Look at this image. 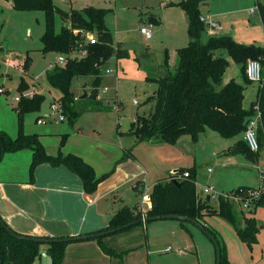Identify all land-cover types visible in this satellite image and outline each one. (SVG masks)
<instances>
[{
  "label": "trees",
  "instance_id": "16d2710c",
  "mask_svg": "<svg viewBox=\"0 0 264 264\" xmlns=\"http://www.w3.org/2000/svg\"><path fill=\"white\" fill-rule=\"evenodd\" d=\"M9 1L18 10L45 12V31L41 37L42 50L53 51L67 57L64 63L57 64L47 71V81L51 87L61 93L59 100L64 113L73 124L83 112V109L78 108V98L72 90L73 79L91 76L92 92L97 95L102 79V66L113 54L119 58L128 55L129 51L121 48L120 45L114 46L113 33L105 21L106 8L88 6L64 10L54 0ZM202 1L205 0L178 2L187 16L189 43L177 49L178 65L175 71L169 70L164 77L154 79L158 86L156 93L151 96L154 101L153 106L147 115L137 118V122L132 123L129 132L139 140L160 138L164 142L173 144L182 135L189 134L195 140L200 133L212 130L224 138L238 137L227 148V153L240 154L248 160L258 162L264 150V46L237 42L227 34L211 35L204 41L202 36L206 25L201 19ZM258 12L264 27V4L258 3ZM56 15L62 18L60 31H56L54 26ZM89 32L92 34L96 32V42H90ZM83 48L88 51L86 55L72 56L73 52ZM225 54L240 64L242 77L247 84L252 82L246 73L248 59H258L261 62L262 79L258 82L257 97L249 108L243 104L244 84L234 79L222 84L229 65ZM29 64L30 56L27 55L22 64L24 73ZM24 73L18 85L20 91L31 87ZM217 86L221 88L218 89ZM44 99L45 94L38 92L33 97H22L18 101L16 108L18 133L16 137H11L4 130H0V160L7 152L30 148L33 152L29 168L31 179L35 169L42 163L54 166L65 165L81 178L85 191L93 193L107 174L98 177L94 168L75 153H63L61 150L56 155L48 153L37 133L29 134L24 131L25 115L39 111ZM256 105L258 109L255 108ZM257 112L260 113L258 122L260 149L253 151L243 135L248 120ZM65 141L63 139L62 145ZM188 170V177L181 176L186 171L185 167H181L177 174H171L154 184L150 193L151 207L147 211V216L160 214L190 216L200 221L216 236L215 230L210 229L204 221L206 216L218 215L231 222L237 228L239 238L250 247L257 242L259 226L255 217L243 214L242 221L238 205L229 198L221 197L217 200V205L211 200L202 198L196 184V168L190 167ZM239 188L253 187L240 186L231 191ZM260 205L264 206V194L257 199L249 212L252 213ZM141 218L140 209L124 206L113 215L107 228L119 227L129 222H134L132 224L134 225L141 222ZM16 233L18 232L0 215V264H34L42 257L43 244L47 245V253L53 257L54 264H62L67 242L44 243L33 239H20ZM96 239L106 252L116 253L114 249L105 245L102 236ZM221 251V264H230L224 256L222 247Z\"/></svg>",
  "mask_w": 264,
  "mask_h": 264
},
{
  "label": "rangeland",
  "instance_id": "374dc122",
  "mask_svg": "<svg viewBox=\"0 0 264 264\" xmlns=\"http://www.w3.org/2000/svg\"><path fill=\"white\" fill-rule=\"evenodd\" d=\"M71 1L75 9L84 6L106 8L105 21L113 33L114 46L117 47L118 42L121 41L122 46L129 49V54L119 58L113 54L102 66V79L97 91L98 97L95 99L82 98L84 90H87L89 95L91 94L92 77H75L72 81V90L78 98V108L83 109V112L73 124L67 117L60 120L58 119L59 113L52 112L51 104L60 99L61 93L48 83L47 71L61 63L58 61V53L43 52L42 50L41 37L45 31V12L43 10H18L8 0H0V89L2 90L0 92V130H4L11 137L17 135L16 108L18 102L14 100V96L21 92L18 85L24 73L22 64L26 56L29 55L30 64L24 73L25 77L30 81V88L39 93H44L45 99L39 111L25 115L24 131L41 134L40 139L50 154L57 152L63 146V139H67L65 142L69 145V150L70 148L76 150L80 148L81 150L86 144L94 145V148H98V150H94L92 156L100 161L96 168L98 172L100 170L105 172L114 166V159L124 153H122V149L117 147V144L123 145L116 141L118 134L127 132L134 117L139 118L147 115L153 106L154 101L151 96L156 91L157 84L155 81L147 79L144 69L139 66L138 62L143 56L138 59L135 55L147 50L158 65L167 64L169 60L177 62L176 52L172 50L175 47L172 46H185L190 40L187 24L184 22L185 10L178 3L181 0ZM259 1L264 4V0ZM208 2L210 1H202V3ZM56 3L65 9H69L68 4H60L57 1ZM253 4H256L255 0ZM206 8L209 6H204V9ZM257 11L258 9H256L255 15L258 16ZM152 14L160 18V22L151 27L152 38L147 40L140 33V27ZM158 24H161L159 29ZM252 24L253 21L250 20V26ZM259 24L262 27V32L258 29L243 28L240 35L233 24H230L227 35H230L237 42L245 41L246 44L264 46V43H261L264 40V28L260 20ZM205 25L203 35L212 29L206 23ZM54 26L56 31H60L62 18L59 15L55 16ZM238 28L240 29L241 26ZM93 34L96 36V32ZM235 34L236 36H234ZM73 53L72 56L79 57L78 52ZM177 65L178 63H175L170 71L174 72ZM236 81L245 85L243 104L249 108L255 99L258 82L252 81L247 84L241 76ZM217 88L219 89L221 86H217ZM134 100L139 103L134 104ZM96 101H98L97 104ZM118 105L120 109H118ZM37 116L45 120L43 124L36 121ZM80 126L83 128L82 135L91 134L98 137L99 146L94 140L87 142L76 134ZM95 127L100 130L99 134L93 132ZM75 134L78 138L74 137ZM237 138H223L212 130L200 133L195 140L192 139L191 135L185 134L176 143L167 144L169 146H166L167 148L161 154L158 153L157 144L154 145L149 140H143L139 146L138 156L143 161L144 168L149 175H170L168 171L170 167H165L166 163L170 161L176 162L177 168L195 166L198 183L214 185L218 193L227 194L240 186L255 187L258 185L261 179L260 169L264 167V150H262L258 162L248 160L239 154L231 155L223 152V149H227L228 145L230 146ZM112 140L117 143L115 144ZM82 152L86 154L85 151L82 150ZM85 156L91 157L88 154ZM130 168L131 166L129 170ZM208 168H212L213 172H208ZM149 185L152 187L151 184ZM211 201L215 203L217 200ZM237 208L242 221L243 214L251 215L255 217L259 226L256 235L257 242L253 243L251 247L239 238L237 228L228 220L218 215H212L207 216L206 224L210 229L216 231L218 236L216 240H220L224 256L230 264H264V206H258L252 213L247 207L242 206V210L239 206ZM158 223L166 225L184 224L195 227L197 229L196 239L203 246L211 245L210 247L214 249L213 259L215 260L217 251L214 239L199 226H195L190 221L170 218L159 219ZM44 248H46L45 244L41 246V258L43 264H47ZM115 252L122 255L126 250H115ZM34 264H40V259H37Z\"/></svg>",
  "mask_w": 264,
  "mask_h": 264
},
{
  "label": "crops",
  "instance_id": "0c3cea01",
  "mask_svg": "<svg viewBox=\"0 0 264 264\" xmlns=\"http://www.w3.org/2000/svg\"><path fill=\"white\" fill-rule=\"evenodd\" d=\"M54 1L60 4H68L69 9H65L56 3L64 10L74 8L71 0ZM209 1L201 5V17L212 28L210 32L207 31V34L202 36L204 41L211 36L209 33H212V35L227 34L230 24H233L235 30H238L239 35L243 32V28L249 30L258 29V31L262 32V27L259 24V20L262 22L259 12L257 11V16L255 15L256 10L251 11V8L261 3L259 0H255L256 4H253L254 0ZM9 3L12 5L11 1ZM204 6H209V8L204 9ZM250 20L253 21L251 26ZM210 21L216 22L219 27L210 26ZM149 22L153 23L151 26L153 27L160 22V18L154 14L149 15L143 25ZM184 22L188 27L186 13ZM238 26H241V28L239 29ZM159 28H161V24H158ZM140 33L142 34L141 30ZM119 42L118 45L124 48L121 41ZM241 43L246 44L245 41ZM261 43H264V40ZM182 46H172L175 47L172 50L176 52L177 58V49ZM127 50L129 51V49ZM225 55L229 61V65L224 73L222 84L229 82L231 79L236 80L240 76L242 77L240 64L236 63L231 56ZM135 56L138 59L143 56L138 62L139 66L144 69L145 77L153 81L156 78L164 77L170 68L175 63H178L177 59V62L169 60L167 64L162 63L158 65L147 50L137 53ZM116 72L118 73L117 66ZM90 93V95L88 94L89 98L95 99L90 97L93 95L92 89ZM155 93L156 91L153 92V94ZM97 97L98 95H96ZM256 97L257 92L255 99ZM133 103L138 104L139 102L135 103L133 101ZM39 119L41 118L37 116L36 121L39 122ZM39 123L43 124V122ZM96 128L93 132L99 134L100 130ZM82 129L80 126L76 134L87 142L94 140L99 146L100 141L98 137H94L91 134L82 135ZM129 131L130 129L124 133L120 132V135L118 134L116 141L123 145L119 146L117 144V147L122 149V153H124L118 156V158L114 156V166L105 172H103L104 170L98 172L96 168V165L100 161L95 156H92L93 151L98 150V148H94V145L86 144L83 145L81 150L80 148L78 150L70 148L69 150V145L65 142L66 144L60 147L59 150L63 153L72 152L81 156L94 168L95 174L98 177L107 174L99 182L96 191L93 193H87L81 178L65 165L54 166L49 163H42L35 169L34 176L31 179L29 168L33 152L30 148L5 153L0 160V215L2 218L20 234L66 237L87 235L108 229L107 227L113 215L124 206H128L129 208L136 207V209L141 210L142 217L147 216L151 202H144L142 200L144 191L149 188V192L151 193L154 184L158 180L169 177L173 171L179 170L181 167L177 168L175 166L176 162L170 161L165 166L166 168L170 167L168 170L170 175H149L144 168L143 161L138 156L139 146L143 140H139ZM76 134L74 137L78 138ZM182 136L177 141L181 140ZM149 142L154 145L157 144L159 154L163 153V150L167 148L166 146L171 145L160 138H152ZM42 144L44 145L43 142ZM59 150L53 153V155H56ZM226 151V148L223 149L224 153ZM87 154L91 155V157L85 156ZM223 165H225L224 162ZM189 168L185 167L186 171ZM208 172H213V170L209 171L208 168ZM195 177L199 195L207 199L206 194H201L204 185L197 182V171ZM261 182L262 175L258 185ZM216 202L212 203L217 205ZM239 207L242 209L241 206ZM206 218L207 216L205 217V224L207 223ZM158 220L141 221L132 226L130 225L131 227L127 229L103 235V242L106 246L108 245L116 251L126 250L122 255L116 254L117 252L114 254L106 252L96 237L69 241L65 247L62 264H217V252L214 260V249L209 244L203 246L198 242L195 237L197 232L195 227L184 224L166 225L158 223ZM195 226L197 225L195 224ZM215 237L218 239L217 235ZM218 242L220 244V240ZM168 246H171L172 250L167 251L166 248ZM221 247L223 248V246ZM44 250L48 263L47 245ZM40 264H43L42 258H40Z\"/></svg>",
  "mask_w": 264,
  "mask_h": 264
},
{
  "label": "built area",
  "instance_id": "2783aa9c",
  "mask_svg": "<svg viewBox=\"0 0 264 264\" xmlns=\"http://www.w3.org/2000/svg\"><path fill=\"white\" fill-rule=\"evenodd\" d=\"M256 9H258V6L251 8V11L253 12ZM201 19L204 20L203 17H201ZM209 24L212 27H219V25L214 21H210ZM152 25H153V23L149 22V23L142 25L140 27L142 34L144 35V37L147 40L152 38V32H151V26ZM88 39L92 43L96 42V37L92 33H89ZM87 52H88L87 49L83 48V49H80L78 51V53H79L78 55H79V57H81V56L86 55ZM66 60H67V57L65 55H62V54L58 55V61L60 63H64ZM246 73H247L248 78L251 81L260 82L262 79V74H263L261 62L258 59H248L247 65H246ZM1 91L2 90L0 89V92ZM36 93H38V92L35 89H31V88L25 89V90L19 92V94L15 95L14 100L18 102L22 97H33ZM134 102L137 103L136 100H134ZM119 108H120V106L118 105V109ZM255 108L258 109L257 105L255 106ZM51 110H52V112H58L59 113L58 119L63 120L66 118V115L64 113V109H63V106H62V103L60 102V100L53 101V103L51 104ZM259 116H260V113L257 112L256 115H254L253 117H251L248 120L247 127H246V129L244 131V135H243L244 139L246 140V142L250 146L251 150H253V151H258L260 149V143H259V139H258ZM133 121L137 122V118H134ZM39 122H44V120L39 119ZM209 171H212V169L209 168ZM260 172L262 175V182L257 187L248 188V189L239 188L238 190L230 191L227 194H220L217 192L214 185L207 184V185H204L202 187V194H204V195L206 194V196L209 197L210 200H218L221 197H224L225 199L229 198L232 201H234L237 205H239L241 207L242 206L247 207L250 209L254 206L257 199L264 194V179H263L264 178V167L262 169H260ZM177 173H178V170L173 171L172 174H177ZM181 176L182 177H188L189 176V170L184 171V173L181 174ZM142 196H143L144 202H147V201L149 203L151 202L150 201L149 188H147L144 191ZM166 250L167 251L172 250L171 246H168L166 248Z\"/></svg>",
  "mask_w": 264,
  "mask_h": 264
},
{
  "label": "water",
  "instance_id": "95a60500",
  "mask_svg": "<svg viewBox=\"0 0 264 264\" xmlns=\"http://www.w3.org/2000/svg\"><path fill=\"white\" fill-rule=\"evenodd\" d=\"M89 97L87 90H84V93L82 95V98H87ZM92 98H96V95H92L90 96ZM175 182H178L176 179H174ZM202 194V191H201ZM207 199L209 200V197H207ZM164 218H174V219H179V220H184V221H191L194 224H196L197 226H199L201 229H203L208 235H210L212 237V239H214V242L216 244V251H217V264H221L222 261V251H221V247L219 242L216 240V237L208 230L205 228V226L198 221L197 219H194L190 216H186V215H181V214H160V215H153V216H145L142 217L140 220L141 221H148V220H154V219H164ZM134 222H129L126 223L122 226L119 227H114V228H110V229H105L103 231H99L96 233H91V234H87V235H74V236H66V237H46V236H36V235H25V234H20V233H16V235L18 236V238L20 239H33L36 241H40V242H44V243H49L52 241H56V242H69V241H73V240H80V239H86L88 237H98V236H103L106 235L110 232H115L118 230H121L125 227H128L130 225H132ZM47 264H54V260L52 256H48V263Z\"/></svg>",
  "mask_w": 264,
  "mask_h": 264
}]
</instances>
